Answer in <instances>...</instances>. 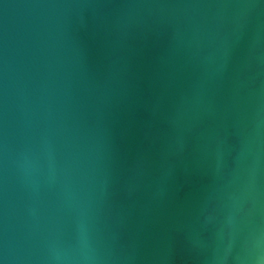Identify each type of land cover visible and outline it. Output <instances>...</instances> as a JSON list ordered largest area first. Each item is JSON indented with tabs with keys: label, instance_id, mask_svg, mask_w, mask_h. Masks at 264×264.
Returning <instances> with one entry per match:
<instances>
[{
	"label": "water",
	"instance_id": "95a60500",
	"mask_svg": "<svg viewBox=\"0 0 264 264\" xmlns=\"http://www.w3.org/2000/svg\"><path fill=\"white\" fill-rule=\"evenodd\" d=\"M0 264H264V0H0Z\"/></svg>",
	"mask_w": 264,
	"mask_h": 264
}]
</instances>
